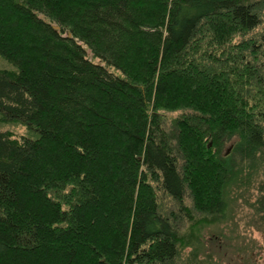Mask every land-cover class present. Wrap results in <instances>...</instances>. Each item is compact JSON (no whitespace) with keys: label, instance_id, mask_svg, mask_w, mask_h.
<instances>
[{"label":"trees","instance_id":"16d2710c","mask_svg":"<svg viewBox=\"0 0 264 264\" xmlns=\"http://www.w3.org/2000/svg\"><path fill=\"white\" fill-rule=\"evenodd\" d=\"M0 57V264H205L187 223L264 209V0H0Z\"/></svg>","mask_w":264,"mask_h":264},{"label":"rangeland","instance_id":"374dc122","mask_svg":"<svg viewBox=\"0 0 264 264\" xmlns=\"http://www.w3.org/2000/svg\"><path fill=\"white\" fill-rule=\"evenodd\" d=\"M98 62V60H96ZM13 66L0 57V69H9ZM171 120L177 116L172 113ZM17 134H23L24 127L12 125L10 127ZM225 155H230L232 145L224 146ZM252 182V181H251ZM253 187H239L233 185L231 195L228 196L230 209L224 220L208 223L202 232H191V225L185 228L186 239L192 235L190 241L198 242L201 235L204 251L201 255H208L210 260L205 264H264V209H256L254 203L258 191ZM167 205V204H166ZM172 206V203L170 204ZM167 205L166 208L169 209ZM257 206V205H256ZM260 207V205H258ZM197 238V239H196ZM190 248L183 250L188 255Z\"/></svg>","mask_w":264,"mask_h":264}]
</instances>
